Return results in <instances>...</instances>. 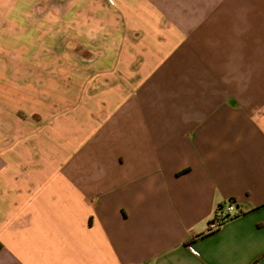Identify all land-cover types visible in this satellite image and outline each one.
<instances>
[{"label": "crops", "instance_id": "1", "mask_svg": "<svg viewBox=\"0 0 264 264\" xmlns=\"http://www.w3.org/2000/svg\"><path fill=\"white\" fill-rule=\"evenodd\" d=\"M0 264H264V0H0Z\"/></svg>", "mask_w": 264, "mask_h": 264}, {"label": "built area", "instance_id": "2", "mask_svg": "<svg viewBox=\"0 0 264 264\" xmlns=\"http://www.w3.org/2000/svg\"><path fill=\"white\" fill-rule=\"evenodd\" d=\"M238 214L236 211L235 206L231 203L227 204L222 213L216 214V216L210 222V229H218L220 228L225 222L230 220L232 217Z\"/></svg>", "mask_w": 264, "mask_h": 264}, {"label": "rangeland", "instance_id": "3", "mask_svg": "<svg viewBox=\"0 0 264 264\" xmlns=\"http://www.w3.org/2000/svg\"><path fill=\"white\" fill-rule=\"evenodd\" d=\"M63 13L64 12H60V14H62V15H63ZM58 22H63V21L58 20ZM8 25H9L8 39L5 37H3V39L7 40V45H9L10 47H15V46H17V33H16V25L17 24H16V22H9ZM3 43H5V42L3 41Z\"/></svg>", "mask_w": 264, "mask_h": 264}, {"label": "trees", "instance_id": "4", "mask_svg": "<svg viewBox=\"0 0 264 264\" xmlns=\"http://www.w3.org/2000/svg\"><path fill=\"white\" fill-rule=\"evenodd\" d=\"M220 208H222V206Z\"/></svg>", "mask_w": 264, "mask_h": 264}]
</instances>
